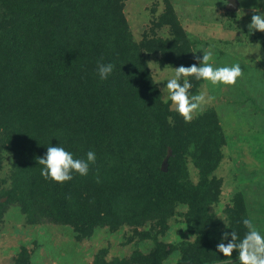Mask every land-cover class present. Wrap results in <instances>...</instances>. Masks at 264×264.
<instances>
[{
    "label": "trees",
    "instance_id": "16d2710c",
    "mask_svg": "<svg viewBox=\"0 0 264 264\" xmlns=\"http://www.w3.org/2000/svg\"><path fill=\"white\" fill-rule=\"evenodd\" d=\"M123 7L124 0H0V159L3 149L13 153L6 183L0 178V215L14 202L28 223L49 219L80 232L110 220L165 223L183 202L182 217L195 238L183 247L189 254L181 264L213 260L208 253L218 233L209 232L206 203L216 192L209 194L203 178L193 183L174 168L186 145L199 158L206 146L194 143L183 123L166 122L175 112L157 97L146 62L154 53L161 64L188 66L193 59L177 43L182 29L168 2L138 40ZM158 27L167 35H157ZM98 61L114 65L105 80L96 72ZM167 144L171 155L162 171ZM49 145L79 159L94 151L96 161L85 176L45 180L37 160ZM154 246L138 264H158L161 243ZM21 248L18 263L25 264Z\"/></svg>",
    "mask_w": 264,
    "mask_h": 264
},
{
    "label": "rangeland",
    "instance_id": "374dc122",
    "mask_svg": "<svg viewBox=\"0 0 264 264\" xmlns=\"http://www.w3.org/2000/svg\"><path fill=\"white\" fill-rule=\"evenodd\" d=\"M165 2L178 18L182 35L177 43L185 45L187 57L193 59L194 50L201 57L200 50H211L210 62L214 66L239 63L243 69L235 85L213 86L188 77L192 84L190 95L203 92L208 102L190 123L176 112L165 117L171 125L181 127L183 123L184 132L194 143L206 146L204 158L196 157L190 145L181 150L174 165L180 172L178 176L183 173L193 183L203 178L208 183L209 194L216 192L206 203L212 223L209 232L218 233L214 249L208 253L213 260L193 264H231L237 260L235 250L232 257L216 251L223 231H235L242 238L246 232L242 219L254 216L264 234V32L249 33L247 28L252 7L264 12V0L260 3L237 0L233 10L223 9L225 0H124V14L134 39L141 37L144 28H151L152 16L162 10ZM166 31V27H158L156 33L163 37ZM257 43L259 52H250ZM158 58L157 53L150 54L146 62L157 87V97L169 109L171 102L164 84L178 64H161ZM0 141H5L1 131ZM152 150L150 147L149 151ZM170 155L171 145L167 144L158 163L160 170L167 169ZM12 161V151L3 149L0 178L4 183ZM4 199L5 196L0 197V201ZM175 209L179 213L169 215L165 223H153V219L140 223L110 220L78 232L70 224L49 219L28 223L16 203L10 202L0 215V264H17L22 256L21 247L25 249V264H138L139 258L155 253L157 241L163 249L157 253L158 264H173L178 251L181 258L176 264H181L182 256L189 254L183 247L191 245L195 233L187 228L182 217L187 204L179 202Z\"/></svg>",
    "mask_w": 264,
    "mask_h": 264
},
{
    "label": "clouds",
    "instance_id": "9594fccd",
    "mask_svg": "<svg viewBox=\"0 0 264 264\" xmlns=\"http://www.w3.org/2000/svg\"><path fill=\"white\" fill-rule=\"evenodd\" d=\"M223 2V0H222ZM226 2L223 3H227ZM260 3V0H257ZM250 22L247 24L249 33L253 31L264 32V12L253 6ZM260 45L256 44L250 52H259ZM203 55H196L194 50V63L185 66L179 65L174 68V74L166 80L164 88L167 91L169 110L178 113L186 123H190L194 115L201 112L203 106L208 102L206 95H190L192 84L188 77L197 80L210 82L213 86L218 84L235 85L238 78L243 75V69L239 63L225 66H214L212 61L213 52L211 50H200ZM257 59L260 56L257 55ZM114 65L112 63L97 62L96 72L101 80H105L112 73ZM96 155L89 150L86 159L74 158L70 151L59 145H49L44 155L38 157L37 162L42 166L40 175L45 180H52L57 183H64L73 178V172L85 176L88 174L89 165L95 163ZM99 182V178H97ZM256 217L249 216L242 219V224L246 228L244 236L241 238L235 231H223L220 242L216 244V251L222 253L224 257H232L234 250L237 253V260L231 264H264V234L255 223ZM230 237V238H229ZM226 241V243H225ZM176 261L181 258L178 251L175 254ZM176 261L173 264H176Z\"/></svg>",
    "mask_w": 264,
    "mask_h": 264
},
{
    "label": "water",
    "instance_id": "95a60500",
    "mask_svg": "<svg viewBox=\"0 0 264 264\" xmlns=\"http://www.w3.org/2000/svg\"><path fill=\"white\" fill-rule=\"evenodd\" d=\"M226 2V0H225ZM237 6V0H228L227 3L224 4L223 9L224 10H233Z\"/></svg>",
    "mask_w": 264,
    "mask_h": 264
}]
</instances>
